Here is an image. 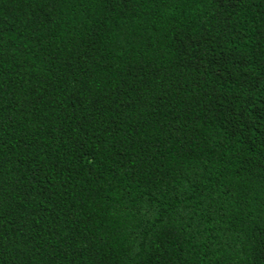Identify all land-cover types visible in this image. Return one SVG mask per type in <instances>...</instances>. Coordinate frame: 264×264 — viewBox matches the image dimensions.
Instances as JSON below:
<instances>
[{"label": "trees", "instance_id": "obj_1", "mask_svg": "<svg viewBox=\"0 0 264 264\" xmlns=\"http://www.w3.org/2000/svg\"><path fill=\"white\" fill-rule=\"evenodd\" d=\"M0 264H264V0H0Z\"/></svg>", "mask_w": 264, "mask_h": 264}]
</instances>
